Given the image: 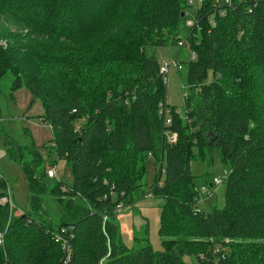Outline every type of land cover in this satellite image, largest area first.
Segmentation results:
<instances>
[{
	"label": "trees",
	"instance_id": "obj_1",
	"mask_svg": "<svg viewBox=\"0 0 264 264\" xmlns=\"http://www.w3.org/2000/svg\"><path fill=\"white\" fill-rule=\"evenodd\" d=\"M26 2L0 0V41L13 43L0 45V83L11 73L13 92L28 89L34 96L30 109L42 103L40 119L54 137L47 156L36 145L10 151L23 164L30 210L16 217L15 205L0 204V264H61L63 251L53 234L63 227L74 228L67 264H187L185 256L193 264H264V0H234L223 16L212 13L216 0H204L200 29L190 34L188 0ZM4 16L19 17L40 38L54 34L72 41L55 51L27 46L8 35ZM96 32L102 39L95 47L74 40ZM185 39L195 55L186 62L185 117L170 107L172 124L165 126L159 111L167 85L154 49ZM195 146L205 160L220 149L230 166L223 209L194 210ZM52 154L67 162L74 178L71 186L51 188L63 208L56 221L44 201L50 190L45 179L57 162L50 161ZM149 154L165 170L151 186L162 175L163 186L153 191L165 200L162 252L148 237H136L128 248L118 224L117 207L146 196L141 181ZM9 194L12 200L0 172V199Z\"/></svg>",
	"mask_w": 264,
	"mask_h": 264
},
{
	"label": "rangeland",
	"instance_id": "obj_2",
	"mask_svg": "<svg viewBox=\"0 0 264 264\" xmlns=\"http://www.w3.org/2000/svg\"><path fill=\"white\" fill-rule=\"evenodd\" d=\"M135 2L137 0H134ZM204 0H188L190 4L186 11V21L195 22L198 18V12ZM17 3H23V0H17ZM34 0H27L25 4H33ZM34 10V8H31ZM82 16H86V13ZM12 16H4L1 18V22H5L8 26V35H18L21 40L27 46L37 45L39 47H45L50 50H56L62 44H70L72 40L67 39L63 35H47L45 38H40L34 33V29L25 25L23 21ZM83 21V18L78 19V23ZM119 30V28H118ZM55 41L52 40H58ZM102 39L99 32L89 33L87 36L81 37V39L74 38L76 43H89L86 47H95L96 43H99ZM52 43L43 46L41 42ZM169 42L168 44H170ZM0 45L4 48H8L13 45L12 42H8L5 39H1ZM70 47H64V53L68 52ZM157 55V59L162 64L167 58L172 55H178L179 59L183 61L184 69H173L169 82L166 88L167 103L172 108L180 111L182 117H185V98L188 89H184L186 83L187 67L186 62L191 60L190 50H184L179 52V47H166L159 46L154 49ZM37 52L40 49L37 48ZM153 53V51L151 52ZM84 60V52L80 55L79 61ZM90 74L89 69L83 70ZM212 73H210L209 79L211 80ZM75 81H81L77 78H73ZM14 77L11 73H8L1 80V92H0V172L4 175L6 180L11 186L12 200L15 205V216L18 217L22 213L30 210V187L28 184L27 176L23 168V164H20L16 160L10 157V151L15 147H27L36 145L39 150L47 156L51 151L53 139V130L49 125L44 124L40 117L43 114V106L40 101L30 109V104L34 100L32 93L22 88L17 92L12 91V84ZM108 96L111 97L110 92ZM56 178H46V183L49 185L50 190L44 197L46 212L54 221L59 220L63 214V208L58 203L57 199L51 193V188L57 184H63L64 187L71 186L73 184V173L66 161L58 160L57 157L52 154L50 161H55ZM50 165L47 166V170ZM161 165L156 159L147 160L145 166V174L143 177L142 185L146 193L151 189V186L156 182V175L160 172ZM230 171V166L222 162L221 150L215 148L212 153L208 155V158L202 159L199 154L198 148L195 146L192 150L191 160V172L192 177L196 181V185L210 187L216 178H222L225 172ZM207 178V183L204 179ZM212 195L206 201V211L212 212L215 208L223 209L225 207V184L213 188ZM165 203V200L158 196L151 198L139 199L133 204L125 203V207L120 213L118 224L120 231L121 241L128 248H133L135 245L136 237H148L150 244L155 252L164 251L161 237L159 235L160 229V216L161 209ZM184 261L187 264H193V258L189 256L184 257Z\"/></svg>",
	"mask_w": 264,
	"mask_h": 264
},
{
	"label": "built area",
	"instance_id": "obj_3",
	"mask_svg": "<svg viewBox=\"0 0 264 264\" xmlns=\"http://www.w3.org/2000/svg\"><path fill=\"white\" fill-rule=\"evenodd\" d=\"M234 3V0H216V4L213 7V14L217 15H225L226 14V9L227 8H231L232 5ZM202 19H197L195 22H188L187 23V29H188V33H191V30L193 28H197L198 30L200 29V24H201ZM177 47L180 48L179 52H182L184 50H187L188 47V40H182L178 43ZM192 59H195V55L192 54L191 56ZM173 69H177V70H183L184 69V65H183V61H181L179 59V54L178 55H172L169 58H167L162 64H160V75L163 78L164 83L167 85L169 82V76L172 72ZM186 89V88H184ZM187 97V92L186 95ZM186 111V108H185ZM160 115L162 116L163 120H164V125L165 126H171L172 124V120H171V108L170 105L167 103V99L163 102L160 103ZM180 113V111H178ZM42 121V120H41ZM175 135H173L172 137L169 138L170 141H174L175 140ZM149 158L153 159V155L149 154ZM161 165V170L160 173L163 175L165 173L164 170V163L163 161L160 162ZM161 175V176H162ZM56 176V172L54 168H50L48 170V177L49 178H55ZM159 178V180L157 181V183L155 184V186L153 188H151L147 193L146 196L144 197L145 199L151 198L153 197V191L154 188L156 186H163V178ZM229 177V172H225L222 178H216L213 181V184L210 185V187L207 186H200L197 188V196L194 200V210L195 212H205L206 211V201L208 200V198L212 195V190L213 188H217L223 184H225V182L227 181ZM0 204L1 205H6L9 204V206L11 208H14V204L11 200V195L9 194L8 197L2 198L0 199ZM124 205L120 204L117 207V211H122L123 210ZM53 238L56 244H59L61 250L63 251V259H62V263L61 264H67L68 262L71 261L72 258V241L74 239V228L73 227H63L61 228L59 231H56L53 234ZM4 244V234L0 233V245Z\"/></svg>",
	"mask_w": 264,
	"mask_h": 264
}]
</instances>
